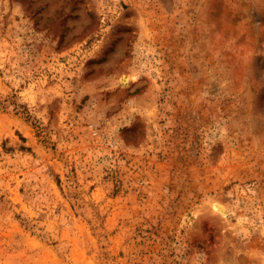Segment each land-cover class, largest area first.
Returning <instances> with one entry per match:
<instances>
[{"label":"rangeland","instance_id":"1","mask_svg":"<svg viewBox=\"0 0 264 264\" xmlns=\"http://www.w3.org/2000/svg\"><path fill=\"white\" fill-rule=\"evenodd\" d=\"M0 264H264V0H0Z\"/></svg>","mask_w":264,"mask_h":264},{"label":"bare ground","instance_id":"2","mask_svg":"<svg viewBox=\"0 0 264 264\" xmlns=\"http://www.w3.org/2000/svg\"><path fill=\"white\" fill-rule=\"evenodd\" d=\"M125 80H126V78H125ZM217 207L222 211L221 205L217 204Z\"/></svg>","mask_w":264,"mask_h":264}]
</instances>
